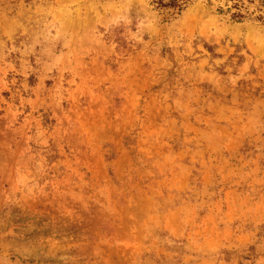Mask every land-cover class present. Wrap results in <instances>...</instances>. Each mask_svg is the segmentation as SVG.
Wrapping results in <instances>:
<instances>
[{
    "label": "rangeland",
    "instance_id": "rangeland-1",
    "mask_svg": "<svg viewBox=\"0 0 264 264\" xmlns=\"http://www.w3.org/2000/svg\"><path fill=\"white\" fill-rule=\"evenodd\" d=\"M0 264H264V0H0Z\"/></svg>",
    "mask_w": 264,
    "mask_h": 264
}]
</instances>
